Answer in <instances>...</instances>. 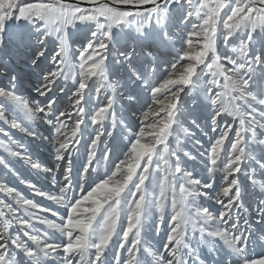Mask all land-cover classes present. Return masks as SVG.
<instances>
[{
  "label": "snow or ice",
  "instance_id": "obj_1",
  "mask_svg": "<svg viewBox=\"0 0 264 264\" xmlns=\"http://www.w3.org/2000/svg\"><path fill=\"white\" fill-rule=\"evenodd\" d=\"M0 123L48 142L54 168L0 127V167L64 211L0 180V264H264V0H0Z\"/></svg>",
  "mask_w": 264,
  "mask_h": 264
},
{
  "label": "rangeland",
  "instance_id": "obj_2",
  "mask_svg": "<svg viewBox=\"0 0 264 264\" xmlns=\"http://www.w3.org/2000/svg\"><path fill=\"white\" fill-rule=\"evenodd\" d=\"M193 22H196V21H193ZM185 39H186V36H185ZM193 39L195 42V38H193ZM85 43H86V41H85ZM72 47H73V52H74L73 59H75L76 55H78V52L75 51L77 48V44L73 43ZM179 47H180V44H177V48H179ZM219 50L221 52H223L224 47L222 44H220ZM166 59L171 60L172 56H167ZM117 62H119V58H118ZM183 63H187V60L181 62V64H183ZM181 64L177 65L178 70L181 68ZM162 67H166L168 71H171V63L164 65ZM166 75H167V71L163 72L160 79H163L164 76H166ZM90 84L93 87V95H95L94 89H95V87L98 86V84L94 81H90ZM30 86L31 85H29V87ZM104 95H105V93L102 91L100 93V97H101L102 102H104ZM181 96H182V99L186 102L187 106L190 108L192 106V104H191V101L189 100L188 96H186L184 93H182ZM161 99H163V96H161ZM149 103H151L150 99H149ZM0 127L8 128L7 125H4L2 123H0ZM8 130L12 133V135L15 139L21 140L26 145H29V152L31 153L34 162L37 161V159H38V162H40L42 164V166L54 168V164H55L54 153H53L51 147L49 146V144L46 140H42L40 138H37L36 140H32L31 138L24 137L22 134H20L15 129L8 128ZM191 130L193 132H195L196 137L201 140L202 147L201 146L193 147V145L190 141H187L183 144V147L185 150L192 152V154L196 156V161L195 162L189 161L188 164L186 165V167L189 169H192L194 167L196 169V173L199 174L200 176H208L209 173H207V171L205 170L204 163H203V160L205 158L201 157L200 153L204 152L206 149H208L210 147L209 138L212 134L208 128H205L203 132H201L195 128H192ZM40 131L44 136L48 135L47 132H44L43 128H41ZM176 131L181 134V137L183 136L181 129H176ZM205 133H207V135ZM233 134L234 133H230V135H233ZM4 139L6 140L7 138H4ZM170 144L172 147L176 146V141L174 138H170ZM0 154H4V153L2 151H0ZM181 155H182V153H181ZM259 155H260V153L257 152L258 157H259ZM74 157H75V153H74ZM75 158L77 159V167H78L80 161L85 159V146L83 144L80 147L79 157H75ZM120 158L122 159L123 156L121 155ZM8 159L12 161L14 168L20 173V177L22 179H25L27 181H30V182L36 184V186L38 188H41L44 191L58 194V188L52 186L51 179H52V175H55L58 180L61 179L59 173L54 172L52 175L46 176L42 173H38L36 170H32L26 162L17 161L16 158H13V157H8ZM222 160H223V154H222ZM112 167H114V164L112 165ZM252 167H256V166L254 164H252ZM222 168H223V163H220L219 169L215 173V179H216L217 183H220V181L222 179L223 173H222V171H220V169H222ZM97 171L100 174L99 178H103L104 166H100L97 169ZM239 175H240V179H241L242 183L247 184L248 181H247L246 177L244 176L243 172H241ZM262 178H264V176H261L259 173V170H257V179L259 180ZM0 180H5L6 182H8L10 184V186H15L27 198L34 199L37 203L41 204L42 206L50 207L53 209V211L58 212L60 215H64L63 208H61L58 205H55L54 202L49 201L46 198H41L39 196L33 195L32 190L29 189L25 184L20 183V180L17 179L14 175H12V174L5 175V169H3L2 167H0ZM258 194H259L258 184L255 186L248 184L246 196H248L250 199H255V196ZM0 198H3L2 193H0ZM205 206H207V202H205ZM216 207H218V206H216ZM43 215H46L48 219H52L57 223L61 222L58 216H52L50 213H44ZM122 219H123V217H122ZM35 226L40 231H47L49 233V235H55L57 237L59 236V233H54V230L48 229L46 225H40L39 223H36ZM163 235L164 234L162 232L160 237H152L151 230L148 229V230H146L145 238L146 239H152L153 243H157V242L161 241V238L163 237Z\"/></svg>",
  "mask_w": 264,
  "mask_h": 264
},
{
  "label": "water",
  "instance_id": "obj_3",
  "mask_svg": "<svg viewBox=\"0 0 264 264\" xmlns=\"http://www.w3.org/2000/svg\"><path fill=\"white\" fill-rule=\"evenodd\" d=\"M83 6H84V7H88L89 5H88L87 3H85Z\"/></svg>",
  "mask_w": 264,
  "mask_h": 264
}]
</instances>
